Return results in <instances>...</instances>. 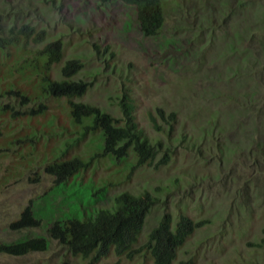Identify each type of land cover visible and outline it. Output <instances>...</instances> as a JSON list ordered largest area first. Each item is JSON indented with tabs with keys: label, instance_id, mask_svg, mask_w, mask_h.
<instances>
[{
	"label": "rangeland",
	"instance_id": "obj_1",
	"mask_svg": "<svg viewBox=\"0 0 264 264\" xmlns=\"http://www.w3.org/2000/svg\"><path fill=\"white\" fill-rule=\"evenodd\" d=\"M162 6L161 29L144 35L134 8L122 0H0V35L24 23L44 29L45 39L29 42V52L60 39L52 78H65L63 63L79 59L81 69L67 79L88 86L73 99L115 118L130 104L157 147L150 164L138 165L132 152L121 162L97 155L101 131L82 135L65 97L33 83L26 54L17 46L2 51L0 243L47 236L53 219H81L113 208L122 191H148L155 200L135 247L167 211L174 220L186 214L201 222L172 264H264V115L257 117L264 111V0H162ZM159 107L176 113L171 125L156 115ZM91 121L85 117L83 127ZM163 153L167 162L157 164ZM75 155L88 166L65 181L56 183L44 169L48 159ZM30 199L40 224L11 228ZM49 240L46 250L0 252V264H153L143 251L130 258L111 251L90 263Z\"/></svg>",
	"mask_w": 264,
	"mask_h": 264
},
{
	"label": "trees",
	"instance_id": "obj_2",
	"mask_svg": "<svg viewBox=\"0 0 264 264\" xmlns=\"http://www.w3.org/2000/svg\"><path fill=\"white\" fill-rule=\"evenodd\" d=\"M122 2L134 8L138 28L142 34L155 35L159 32L164 22L162 0H122ZM45 37L44 29L37 30L35 26L28 23L21 24L17 28L11 26L7 33L0 35V55L2 51L9 53L10 48L17 46L20 54H26L32 68L33 83L40 82L41 89L52 96L65 97L72 122L82 127V135L88 130L101 131L103 146L101 153L97 155H111L121 162L126 160L132 152L138 165L150 164L157 155V147L143 135L134 119L130 104L123 103V116L115 118L95 105L75 101L73 98L84 93L88 82L67 78L81 69L82 62L77 58L66 60L61 66V73L65 78L53 79L50 72L51 65L59 61L62 56L60 39L47 41L32 52L27 51L26 47L29 42L37 43L43 41ZM3 92L9 93L7 90ZM22 99L26 102L31 101L32 98L22 95ZM156 115L163 117L169 125L176 120L175 112L171 111L165 115V111L160 107L156 109ZM263 115L264 111L257 117ZM85 117H91L92 121L91 125L84 128L82 121ZM149 117L152 125L158 127L154 114L150 112ZM71 144L72 142H68L64 151ZM52 159L46 161L44 169L54 175L56 183L67 180L74 172L88 166V161H84L78 155ZM167 160L168 155L163 153L157 164L166 163ZM154 200L155 198L148 191L138 195L122 191L114 197L113 208L97 209L93 215L81 219L62 215L53 219L47 227V236L35 235L9 243L1 242L0 252L22 255L31 251L46 250L50 238L65 245L72 254L89 258L90 263L97 262L111 251L127 258L138 251H143L149 254L153 264H172L178 248L201 222L194 221L186 214H180L179 218L174 220L169 212L164 211L157 223L148 231L146 240L135 247L144 226L145 217ZM32 207L33 200L30 199L20 211L19 216L11 221L10 227L19 229L39 225L40 218L34 215ZM191 263L190 259L179 261V264ZM112 264H119V262L115 261Z\"/></svg>",
	"mask_w": 264,
	"mask_h": 264
}]
</instances>
